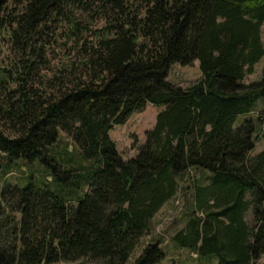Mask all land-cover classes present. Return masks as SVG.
I'll return each mask as SVG.
<instances>
[{
  "label": "trees",
  "instance_id": "1",
  "mask_svg": "<svg viewBox=\"0 0 264 264\" xmlns=\"http://www.w3.org/2000/svg\"><path fill=\"white\" fill-rule=\"evenodd\" d=\"M263 23L264 0H0V264H162L161 237L131 257L184 181L173 246L264 264V109L235 127L264 98ZM148 102L165 108L125 159L110 132Z\"/></svg>",
  "mask_w": 264,
  "mask_h": 264
},
{
  "label": "rangeland",
  "instance_id": "2",
  "mask_svg": "<svg viewBox=\"0 0 264 264\" xmlns=\"http://www.w3.org/2000/svg\"><path fill=\"white\" fill-rule=\"evenodd\" d=\"M7 53V52H6ZM264 70V58L256 64V70L253 74L247 77V81H257L261 79ZM202 73L199 68V64L196 63L192 66H183L179 63H175L171 67V71L168 79L180 86L186 87L198 80ZM165 108L164 105H155L148 102L146 107L141 111L132 113L125 124L116 125L111 130L110 134L118 144V150L125 159L133 158L138 153L139 145L143 144L146 140V131L151 129L156 122L157 114ZM264 109V98L257 101L254 110L250 113L240 114L236 117L235 127L241 126L246 120H257V116L261 110ZM258 140L256 146L251 151L252 155H255L264 149V130H261L258 125ZM57 149L65 153V149L68 153L74 150L71 137L66 133L60 134V140L57 145ZM64 151V152H63ZM78 162V157L76 158ZM30 173L28 166H23L20 170L13 171L8 180L11 182H18ZM34 177L39 178L40 173L36 170L33 172ZM189 181H184L178 191L175 198L165 203L163 208L154 217L153 223L149 231L143 236L140 245L136 248L132 254L131 261L137 257L146 243L152 239L159 237L163 238V250L166 252V257L162 261V264H203L199 261L197 254L187 248H175L172 242V235L185 223L184 216L181 215L185 209L186 199L188 200L189 193L186 187ZM248 219L251 220L252 215L249 214ZM264 263V258L261 259ZM57 264H105L102 261L88 260L84 262L82 260L76 262H59Z\"/></svg>",
  "mask_w": 264,
  "mask_h": 264
},
{
  "label": "crops",
  "instance_id": "3",
  "mask_svg": "<svg viewBox=\"0 0 264 264\" xmlns=\"http://www.w3.org/2000/svg\"><path fill=\"white\" fill-rule=\"evenodd\" d=\"M262 38H263V41H264V23H263V26H262ZM263 58H264V57H263ZM263 58H262V59H263ZM262 59H261V60H262ZM261 60H260V61H261ZM260 61H259V62H260ZM259 62H258V63H259ZM195 63H196V65L199 64L198 61H196ZM258 63H257V64H258Z\"/></svg>",
  "mask_w": 264,
  "mask_h": 264
}]
</instances>
